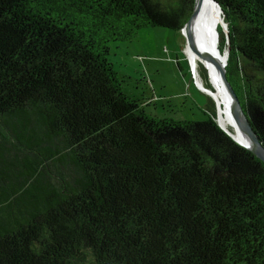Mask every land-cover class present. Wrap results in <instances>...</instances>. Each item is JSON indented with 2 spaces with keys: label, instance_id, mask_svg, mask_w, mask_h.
<instances>
[{
  "label": "trees",
  "instance_id": "trees-1",
  "mask_svg": "<svg viewBox=\"0 0 264 264\" xmlns=\"http://www.w3.org/2000/svg\"><path fill=\"white\" fill-rule=\"evenodd\" d=\"M215 1L227 79L264 147V0ZM193 5L0 0V264H264V161L215 107L147 112L108 57L142 28L180 30Z\"/></svg>",
  "mask_w": 264,
  "mask_h": 264
},
{
  "label": "rangeland",
  "instance_id": "rangeland-1",
  "mask_svg": "<svg viewBox=\"0 0 264 264\" xmlns=\"http://www.w3.org/2000/svg\"><path fill=\"white\" fill-rule=\"evenodd\" d=\"M186 44L181 30L146 27L130 40L110 42L108 57L123 80L124 92L146 104L147 112L176 120H203L214 107L219 111L214 100L212 105L209 95L197 85ZM197 71L204 85L210 87L208 71L200 61ZM220 112L224 117L223 108Z\"/></svg>",
  "mask_w": 264,
  "mask_h": 264
},
{
  "label": "bare ground",
  "instance_id": "bare-ground-1",
  "mask_svg": "<svg viewBox=\"0 0 264 264\" xmlns=\"http://www.w3.org/2000/svg\"><path fill=\"white\" fill-rule=\"evenodd\" d=\"M218 9L209 0H196L195 12L185 26L183 32L186 35V53L193 66L198 87L215 102L217 110L216 119L227 131L233 134L234 138L247 147H252L251 142L238 126L232 104V98L225 84L221 81L218 71L225 69V51L218 50V35L216 33L219 25ZM210 51L207 55L205 50ZM206 50V51H207ZM205 65L208 71L210 87L204 85L203 79L197 71L198 62ZM203 69V68H202ZM205 73V72H204ZM222 104L225 107L231 120L234 132L221 114Z\"/></svg>",
  "mask_w": 264,
  "mask_h": 264
},
{
  "label": "water",
  "instance_id": "water-1",
  "mask_svg": "<svg viewBox=\"0 0 264 264\" xmlns=\"http://www.w3.org/2000/svg\"><path fill=\"white\" fill-rule=\"evenodd\" d=\"M217 9H218V17H219V25L223 28L224 32L226 33V37H227V43H229L228 41V32H227V28H226V23L223 20L222 17V10L220 5L215 1V0H209ZM195 6H196V0H194V5H193V11L192 14L195 12ZM192 14L190 15V17L188 18V20L186 21V23L181 27V31L183 32L185 26L187 25L188 21L190 20ZM228 49L229 47H227V49L225 50V55H226V60H225V65L227 63V57H228ZM207 55H210V51H208L207 49H204ZM207 50V51H206ZM218 50H220L218 48ZM218 75L219 78L221 79V81L225 84V86L227 87L228 91L230 92L231 98H232V104H233V109H234V116L236 119V122L238 124V126L240 127V129L244 132V134L248 137L249 141L251 142L252 147H247L245 145H243L242 143H240L238 140H236L233 136L232 133H230L229 131L225 130L219 123L220 127L226 132L228 133L237 143L241 144L243 147L249 149L250 151H252L257 157H259L261 160L264 161V147L262 146V144L260 143L257 135L255 134V132L253 131V129L251 128V125L248 121V118L246 117L245 113L242 110V107L240 105L239 99L236 95V93L234 92L230 82L227 79L226 76V71L225 69H223L221 72L218 71ZM210 97V96H209ZM211 98V97H210ZM212 99V98H211ZM217 120V119H216Z\"/></svg>",
  "mask_w": 264,
  "mask_h": 264
}]
</instances>
